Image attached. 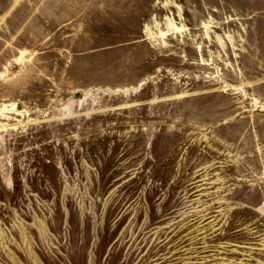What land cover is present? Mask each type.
Returning a JSON list of instances; mask_svg holds the SVG:
<instances>
[{"label":"rangeland","instance_id":"374dc122","mask_svg":"<svg viewBox=\"0 0 264 264\" xmlns=\"http://www.w3.org/2000/svg\"><path fill=\"white\" fill-rule=\"evenodd\" d=\"M0 264H264V0H0Z\"/></svg>","mask_w":264,"mask_h":264},{"label":"bare ground","instance_id":"6f19581e","mask_svg":"<svg viewBox=\"0 0 264 264\" xmlns=\"http://www.w3.org/2000/svg\"><path fill=\"white\" fill-rule=\"evenodd\" d=\"M170 26V25H169ZM174 28V27H173ZM178 29V28H177ZM175 30V29H174Z\"/></svg>","mask_w":264,"mask_h":264}]
</instances>
